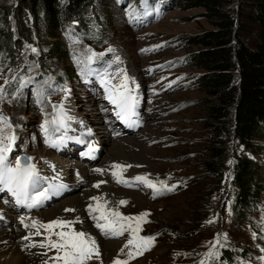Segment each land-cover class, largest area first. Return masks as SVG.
Masks as SVG:
<instances>
[{
    "label": "rangeland",
    "instance_id": "374dc122",
    "mask_svg": "<svg viewBox=\"0 0 264 264\" xmlns=\"http://www.w3.org/2000/svg\"><path fill=\"white\" fill-rule=\"evenodd\" d=\"M137 2L94 0L97 22L90 26L91 38L88 41L81 39V30L69 26L66 33L50 40L55 43L56 50L51 59L46 53L50 45H41L35 39L24 42L23 48H13L8 54L9 35L4 34L0 22V146L8 145L7 138L14 137L11 150L6 153V164L15 168L16 158L23 155L28 160V166L34 167L38 176L44 178L46 176L42 173L47 171L46 162L49 160L84 163L81 160L83 147L79 143L82 140L80 136L89 133L88 137H94L100 132L97 135H101L105 144L98 146V160L87 166H78L93 167L94 171L99 169L97 174L109 180L105 169L98 167L104 153L108 157L103 156L102 165L109 163L106 148L116 145L108 140L111 132L107 127L113 124L103 121L102 118L107 119L102 111L112 117L115 108L108 96L118 90L126 76L130 95L138 103L139 117L131 121H138L139 125L134 132L119 137L131 143L128 150L132 154L126 151L125 155L129 154L131 158L128 156V160L135 162V175L127 181H135L137 188H125L117 180L110 179L112 181L108 183L113 189L112 194L126 201L120 204L121 200H117L111 211H118L124 217L147 213V222L140 223L137 235L144 238L156 235L153 240L155 245L152 243L142 255H134L130 259L129 251L134 254L138 251L135 244L134 249L129 245L123 251L116 244H127L131 238L130 231L118 237L106 236L95 226L96 222L89 229L80 221L71 223L70 228L57 227L51 231L96 232L101 240H98L101 247L96 245L99 255L93 254L85 264H114L116 260L126 261L127 264H213L222 258L221 250L229 245L235 248L236 264H264V192L259 198V210L246 219L237 220L231 214L228 201L232 194V168L238 158L260 164L257 176L264 187V136L249 150L226 139L229 161L221 185L218 186L214 177L203 168L211 143L210 125L205 116L207 96L195 83V76L201 71L195 70L189 63L191 54L199 48L187 45L184 38L212 29L211 21L203 16V10L178 8L173 6L175 1L163 16H155L147 0H141L144 11L137 7ZM14 4L15 0H0V9H8ZM152 13L154 17L148 23L144 22L146 16ZM256 35L257 29L252 26L243 35L244 41L253 46ZM60 50L66 54L62 55ZM92 56L105 60L107 67L101 72L92 70ZM54 104L59 106L60 114L65 115L73 131L77 126L76 132L69 130L65 119H58L53 114L50 116ZM70 113L76 121L72 119L70 122ZM79 118L83 120L79 122ZM42 124H46V131L42 130ZM112 129L115 130L114 126ZM117 132L115 130L118 135ZM65 134L70 141L66 140L69 143L66 145L68 153L62 155L55 143L58 137L65 139ZM132 144L136 145L135 149ZM140 145L141 150L138 148ZM121 161L125 162L122 165L124 168L129 166L127 161ZM50 172L54 173L53 167ZM77 174L78 170H72L70 180L74 185H80V189L78 193L71 191L70 197L78 196L88 184ZM136 177H147L157 187L163 181L166 188L154 193ZM44 181L40 178L30 199L46 191ZM66 188L70 190V187ZM163 192L166 194L162 196ZM131 194L141 197L143 203H132ZM2 196V206L8 208L3 202L8 198ZM64 201L65 198L49 202L31 212L21 210L18 215L34 217L37 213L54 210L59 213L55 216L59 217L61 209L57 203ZM13 216L18 218L15 214ZM3 219L0 217L1 228L8 225V221ZM131 223L136 227L135 220ZM45 233L46 242L42 245H48L50 231L46 229ZM50 238L53 241L58 239L55 235ZM108 243L117 245L115 252L107 248ZM20 247L18 251L27 259L26 264H31L29 255H24L25 251L30 253V249L26 243ZM43 248L46 264H63L62 260L54 259L62 252L58 253L50 246ZM242 250L247 254L245 258H241Z\"/></svg>",
    "mask_w": 264,
    "mask_h": 264
},
{
    "label": "trees",
    "instance_id": "16d2710c",
    "mask_svg": "<svg viewBox=\"0 0 264 264\" xmlns=\"http://www.w3.org/2000/svg\"><path fill=\"white\" fill-rule=\"evenodd\" d=\"M149 3L161 16L174 3L173 6L185 10L201 9L211 21L212 29L187 36L184 41L199 48L191 54L189 63L201 71L195 76V83L207 96L205 116L211 143L203 168L219 186L225 180L229 161L226 139L249 150L264 136V0H149ZM0 22L4 34L9 35L8 54L35 39L41 45H50L46 53L51 59L56 52L51 39L74 26L81 30V39L88 41L92 36L90 26L97 18L94 0H15L12 7L0 9ZM252 26L257 35L250 46L243 35ZM259 169L260 164L247 158H238L233 165L232 194L228 201L237 220L259 210V198L264 192L257 176ZM234 249L226 246L221 250L223 259L220 257L213 264H236ZM240 255L247 256L244 250Z\"/></svg>",
    "mask_w": 264,
    "mask_h": 264
},
{
    "label": "bare ground",
    "instance_id": "6f19581e",
    "mask_svg": "<svg viewBox=\"0 0 264 264\" xmlns=\"http://www.w3.org/2000/svg\"><path fill=\"white\" fill-rule=\"evenodd\" d=\"M97 60L99 61L100 59H97ZM101 61L102 60H100V62ZM31 86L28 88V90L31 89ZM53 109L58 110L59 106L53 105ZM118 111H119V109H118ZM52 114L53 113H51L50 116H52ZM102 114L105 115V118L107 119V120H105L104 118H102L103 121L106 123L108 122V124H109L110 118L107 116V114L104 111H102ZM136 114H137V110H136ZM54 115L56 117H58L59 119H62V118L65 119V115L64 114L61 115L59 111L54 112ZM75 118L71 114V119L69 118V120H71L70 122H72V119L74 121H76ZM129 119L130 118L128 116L123 121L126 123V125L128 126L129 129L135 128V126H133L130 123ZM81 120H83V119L79 118V122ZM65 122H66L67 126H69V124H68L69 121L65 119ZM78 123H77V125H79ZM71 127H73V126L68 127L69 130L71 132H76L77 126L74 127L75 128L74 131L72 130ZM87 127L88 126H86V128ZM112 127H113V125L107 127V129L111 132V134H109L108 140L113 141L114 145H116V147L111 146L110 149L106 148V151L109 153V158L107 160V162H109V163L107 165H102L103 156L106 157V155L104 153L101 157V161H100V164L98 167L100 169H105L104 173H106V172L108 173V177H109L108 179L109 180L102 179V177L99 176L97 174V172L93 170V167L78 166L79 165L78 161L63 162L62 160H49L46 162V164H48V169H47V171H45V173H42V175L46 176V180H45L44 185H46V182L51 181V182H53L52 183L53 186L62 187L63 190L61 192H64V191L68 192L65 195L61 196L60 198L55 199L58 202L59 200L65 198L64 202L57 203V205L61 209L59 217L55 216L57 214V211L55 212L54 210L37 213L34 215V217L19 216L18 211L12 205H8L9 207L6 208V206H2V203L0 201V217L4 218L3 219L4 221H8V225H6V226L4 225L3 228H1L2 226L0 227V245L1 244L5 245V246H0V264H26L28 262L27 259L18 251V249L20 250V248H21L20 246L22 245V243H26L27 247L30 249V253H28L27 251L24 250L26 252V254H24V255H29V257L31 258V261H29V263H31V264H44L43 262L45 260V264H46L47 258L44 257V255H43V252L45 250L43 247H41V245L46 242V239H45L46 229L39 227V225H41V224L47 225V224H50L52 221H54L55 218H59L57 220H60V218H62L61 221L74 222V221L79 220L81 225H83V226L88 225L89 229L90 228L92 229V223L96 222L95 220H93L92 217L94 215H99V212H94V215L91 216L92 214L91 215L89 214L90 207L95 208L98 204L104 205V211L109 212V211H111L113 204L117 200L123 199V198L120 199L119 197H117L116 196L117 194L116 195L112 194L113 189H112L111 185L108 183V181L111 182L113 179H114L113 181L117 180V178L113 176V172L117 173V177L122 176L123 179L125 178V176L129 177L128 180L133 178L132 176L135 175V170H134L135 162L132 160L131 161L128 160L127 157L129 156V154H128V156L125 155V152L129 151L128 147L130 146L129 144H131V143L128 142L129 140L122 139L121 137H119V136L123 135L126 131H128V132H130V131L129 130L121 131V133H119L117 135V134H115V130H117V129L114 130V129H112ZM99 133L100 132H97V134H99ZM97 134L94 137H88V135L86 136L85 134L81 135L80 137L82 139L94 138V140H95L94 142H95L96 146L104 145L105 143L103 142L101 135H100V137H98ZM58 140L60 141L61 145H63V143L65 142V141H61L60 139H58ZM132 146H133V148L136 147V145H134V144H132ZM138 148H140V150L143 149L141 145ZM130 149H131V146H130ZM107 157H106V159H107ZM121 160L127 161L128 165H131V167L125 168L127 170H124L123 172H121L120 169H115L112 167L113 165H116V164L122 166L125 162L121 161ZM52 167H53L54 173L50 172ZM74 169L79 171L80 176L78 174L77 175L81 178V180L83 179L82 181L88 182L87 186L89 185V187L87 188V186H86L85 188H82L83 190L81 191L80 194H78V196L70 197L71 191H75L76 193H78L79 189H80V187H79L80 185L79 186L77 184L74 185L72 183V181L70 180L71 179L70 173ZM110 179H112V180H110ZM96 185H98V187ZM66 187H70V190H66V189H68ZM14 191H15V189H13V191H11V193H10L11 197L15 196L13 194ZM131 195H132V198H131L132 203L135 201L139 202V203H143V199L141 197L136 196V195L134 196L133 194H131ZM94 198H101V199H94ZM6 200H7V198H6ZM20 201H21L20 203L17 202L18 206L22 205L26 201V199L23 197L20 199ZM66 209H72V211H66ZM84 209L87 210V212H85ZM14 214L18 218H14V216H13ZM5 219H7V220H5ZM21 221H23V223ZM33 222H37V226L34 227ZM18 229L21 230V232H19ZM87 236L91 237L93 240H95L96 245L98 247H101V244H100L101 240L98 237L96 232L93 231L91 234L89 232V233H87ZM15 240H16L17 245L15 243ZM116 244H118L121 251L124 250V248H125L124 244H120V243H116ZM116 244L115 243H108L106 245H107V248H109L110 250L115 252V249L117 247Z\"/></svg>",
    "mask_w": 264,
    "mask_h": 264
},
{
    "label": "snow or ice",
    "instance_id": "6c2138e0",
    "mask_svg": "<svg viewBox=\"0 0 264 264\" xmlns=\"http://www.w3.org/2000/svg\"><path fill=\"white\" fill-rule=\"evenodd\" d=\"M35 52L36 50L33 49ZM109 101L117 108L119 111L116 113L118 117L124 120L130 115H134V101L133 97L130 95V90L127 88V77L125 76L124 82L119 86L118 90L112 92L108 96ZM47 123V122H46ZM42 130L46 131V124L41 125ZM9 144L6 146H0V185L7 187L9 191L13 192L17 196V202L20 203V196L25 199L29 198L30 188H35L36 184L40 181V177L36 173V170L32 166L21 167L19 160L16 162V167H9L6 164L7 155L6 153L11 150V142L14 137H8ZM90 151H95V149H90ZM115 169H120L121 172L126 170L124 166L113 165ZM131 167V165L127 166ZM96 171H100L97 169ZM113 176L117 178V183H124L128 185V182L123 180L122 176L117 177V173L113 172ZM137 181L143 182L147 187L153 189L154 193L160 192L162 189L166 188L163 181L159 182V187L157 184L149 181L147 177H136ZM98 187V185H96ZM2 190V189H0ZM169 191L171 189H168ZM48 198V193L46 191H41L38 196L33 197V205L39 204L42 200ZM101 199V198H94ZM126 201L121 200L120 204H125ZM33 205H29L30 207ZM66 211H72V209H66ZM93 212H99V215H94L92 218L96 221V227L101 230L104 235L121 236L125 231H130L131 238L128 239L125 248L129 245H134L137 247L138 251L134 254L129 251V258H133L134 255H142L143 251L148 250L152 245L154 237H138V232L140 231V223L147 222L145 217L147 213H143L137 217H124L118 211H104V205L98 204L95 208L90 207L89 214ZM103 220L104 223H100ZM135 220L136 227L132 226V221ZM23 223V221H21ZM79 222V220L74 222L56 220L52 221L47 225H39V227L45 228L50 231V236L48 238V245H41V247L50 246L51 248L57 249L58 253L62 252V255H57L54 259L62 260L63 264H85L89 259H92L93 254L99 255V251L96 248V242L91 237H88L85 232L82 231H60L52 232L54 228H70L71 223ZM127 222V223H125ZM33 226H37V222H33ZM51 235L58 237L56 241L51 240ZM138 241V243H137ZM114 264H127L126 261L116 260ZM203 264V262H202Z\"/></svg>",
    "mask_w": 264,
    "mask_h": 264
},
{
    "label": "water",
    "instance_id": "95a60500",
    "mask_svg": "<svg viewBox=\"0 0 264 264\" xmlns=\"http://www.w3.org/2000/svg\"><path fill=\"white\" fill-rule=\"evenodd\" d=\"M56 105H57V104H54V106H56ZM21 158H22V160H21ZM20 160H21V162H20L21 165H23V164L26 165V164H27V161H26V159H25V156L21 155V156H20Z\"/></svg>",
    "mask_w": 264,
    "mask_h": 264
}]
</instances>
